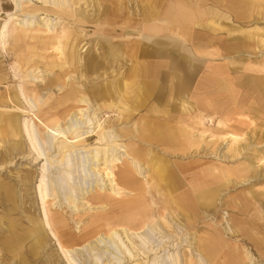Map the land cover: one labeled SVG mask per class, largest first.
<instances>
[{"label": "rangeland", "instance_id": "374dc122", "mask_svg": "<svg viewBox=\"0 0 264 264\" xmlns=\"http://www.w3.org/2000/svg\"><path fill=\"white\" fill-rule=\"evenodd\" d=\"M35 1L18 0L21 12L9 22L7 44L0 47V264H66L65 258L77 264H143L108 238L117 225L131 232L144 225L143 234H149L138 243L150 254L148 264H205L196 262L195 248L207 264L230 259L264 264L259 245L264 238V0H80L65 12H47L52 32L19 26L40 23L38 11L44 10ZM14 11L9 0H0V26ZM114 17L121 20L113 23ZM155 24L159 32L147 31ZM20 29L29 33L12 41ZM19 86L44 148L43 125L58 126L67 140L92 127L89 113L73 114L82 96L100 124L73 150L65 139L53 142L45 205L50 230L33 194L44 161L34 160L16 131L18 121L32 117L18 111L28 108ZM156 129L170 132L172 139L154 137ZM105 131L119 136L112 143L121 146L113 153L123 159L117 169L134 178L133 193L126 191L119 200H134L136 194L138 203L143 195V202L126 212L92 202L101 177L90 151L104 148ZM131 150H138L144 174L125 158ZM65 172L72 176V189L58 191L51 181ZM202 173L208 174L202 191L215 194L211 206L196 203L186 210L170 202L168 180L175 179L178 187L171 193L177 196L188 189L191 176ZM210 239L220 247L215 254L204 251ZM57 240L69 252L59 253Z\"/></svg>", "mask_w": 264, "mask_h": 264}, {"label": "bare ground", "instance_id": "6f19581e", "mask_svg": "<svg viewBox=\"0 0 264 264\" xmlns=\"http://www.w3.org/2000/svg\"><path fill=\"white\" fill-rule=\"evenodd\" d=\"M79 1L80 0H72L73 4L67 5L66 0H36L35 2L39 3L40 7L44 10V11H38L39 12L38 16H43L41 21L38 19L40 21V23L39 24L37 23V25H33L32 23L29 22V23L22 24L19 26H21L22 28H31V30H29V31H36L37 32L38 30L32 29L33 26H36L37 28H39V31H40V29H42L44 32H52L53 31L51 28L52 22L49 18V17H51V15H50V13H47V12H53V13L65 12V11H67L65 8H70V6L72 7V5L74 8L77 7ZM9 3L15 7V11L13 13H7L6 20L0 26V47H2L3 49L5 48V46L7 44L6 38L8 36L7 35L8 24L11 20H14V18H13L14 16H16V18H17L21 12L20 7H18L19 6L18 0H9ZM73 12H75V10H73ZM16 13H17V15H16ZM75 14L77 15L78 12H75ZM34 17H35V15H34ZM190 17H192V16H190ZM120 20H121L120 18L114 17L112 19V22L114 23L115 21H120ZM179 20L180 19L167 17V21H170L172 23H175V22L178 23ZM15 21H16V19H15ZM184 21L186 22L187 20L185 19ZM16 22H18V21H16ZM124 23H127L126 18L123 22H121V25ZM160 29H161V26L155 24V26L153 28H150L147 31L153 30V32H159ZM29 31H27L25 29L17 30L12 37V41L21 40V34H23V35L27 34V33H29ZM57 47H58L57 50L59 52H61L62 48H59L60 46H57ZM152 74H154V72H152ZM146 90L149 93H151L152 88L148 87ZM149 93H147L148 96L150 95ZM19 94H20L19 96L25 100L28 108L25 111L24 110L22 111L21 109H19L18 111L23 112V113L26 112L27 114L32 115V117H30V118L26 117L24 119L22 118L23 120L21 122L18 121L17 126H16V129H17L16 131L19 133V135L23 139V142L25 143L24 145L27 147L28 152L30 154L34 155V160L37 162H41L42 160L44 161V163L41 165V167L39 169L40 170L39 179H38L36 185L33 187V194H34V201H35L36 205L40 208V211H41V213H40L41 218L40 219L43 220L45 227L49 228V230H50L49 222H48L49 219H47V216H46L45 205L47 204V202H48L47 200L49 198L48 188H49V184H50V182H49L50 178H49V174H48V170H49V165H48V156L49 155L48 154H50V151L54 150L53 142H54V140L65 139L66 143L71 145L69 150H73V146H78L79 144L84 143L90 137H92V135L95 134L94 133L95 130L100 127V124H99V121L97 120V117L95 116L94 113L87 112L89 110V107L91 104H89L88 99H86L84 96H82L76 100V106L74 108L75 110L73 111V114L85 116L87 113H89L92 116V118L87 121V124H91V122L93 120H95L94 123L91 124L92 127L87 128V130L84 132H81V133L74 135L73 139L67 140L66 135L63 133V131L58 126L49 127V126L43 125L41 122H39L45 128L44 139H45L46 147L44 148L42 146V144L40 143L39 134H38V131L36 129V125L33 121L35 118L34 113L31 109L30 104L27 101V97L25 96V94L23 92V88L21 86H19ZM16 97L19 100L18 96H16ZM84 106H86L87 108L84 109ZM89 114H88V117L90 116ZM87 119L88 118L86 117V120ZM153 134H154L153 135L154 137L159 138V139H162V138L172 139L171 133L168 131L165 132V131H161L159 129H156L155 132H153ZM100 137H101V145L104 146V148L103 149L95 148V149H92L90 151L91 161H93L92 164L95 165V168H97L95 174H97V175H99V177H101V178H98V180L96 181V183L99 182L100 184L99 185L95 184L96 185L95 186L96 193L93 195L92 202L99 207H103V206L107 207L108 206V209L111 208V211H113V213L123 212V211L126 212L130 208H132L136 205L138 206L140 203H142L143 202V195H142V193L140 194L139 200H141V201L138 203L135 202V200L138 196V195L136 196V194H134V196L136 197L134 200H133V198L130 200H127L125 202H123V201L121 202V200H119V198H121V195H123L124 193L126 194V191H128L130 194L133 193L132 191L134 189L132 187L135 184L132 181L134 180V178L132 176H130V174H128V173H130V171H128L127 169H122V170L117 169V165L121 164L123 159L121 160L120 157L118 156V154L115 153L113 155V153H114V150L116 148H120L121 146H120V144L114 145L112 143L115 141V138H117L119 136L114 135L113 131H105L101 134ZM230 137H231V141H233V142H236V140L238 138L237 136H234L231 134H230ZM111 149H112V152H111ZM64 151H67V150H64ZM137 151L138 150H136V151L131 150L130 154H127L125 151V155H126L125 158L130 160L129 163L135 172H137L138 174H144L145 171H143V170H145V169L144 168L140 169V168H142L143 165L140 164L139 158H136V157H138ZM68 156H69V154H68ZM68 156H67V154L65 155L66 158H68ZM66 164H68V159H66ZM99 170L102 171L101 174H100ZM149 176L150 175H148V177ZM71 178H72V176H71ZM71 178H70V174L68 172H65L63 175L61 174V176L58 175L57 177H54L53 180L51 181L53 184H51V185H53V187L58 191H65V192L71 191V189H72L71 182L73 181ZM70 180H72V181H70ZM186 182H187L186 184L189 185L190 188H188L187 190H183V192L177 196H173V195L169 196V198L171 200L170 202H174L175 204H177V206L179 208L181 205V209L184 208L186 210L188 208H192L194 206V203L200 204L202 201L204 203H206L205 198L207 197V199H209L210 196L208 198V195H202V196H198V197L193 198V196L191 194V190L193 191L194 189H199L202 185V182L200 180H198V178L192 177V176ZM172 185H173V182H170L169 186H172ZM136 188H135V190H136ZM91 192H95V191L92 190L89 192V194H91ZM110 199H111V201L108 202ZM116 200H118V201H116ZM199 201H200V203H198ZM58 203H59V201H58ZM87 204H88V202H87ZM107 216L104 215L103 217L106 218ZM186 219L189 220L188 216H186ZM97 222H99V221H97ZM168 225H169V223H168ZM143 226L144 225L140 226L142 228V230H143ZM110 227H112V226H110ZM32 230H34V229H32ZM142 230L139 232H131L126 227H123L122 225H117V226H114L113 230L111 229V232L108 233L109 234L108 238L112 239V241L115 240L116 242H119L125 248V251L127 252L126 255H127V257H129V259L135 260V258L137 257L138 259H143V261H144L143 264H148L150 254H148L149 253L148 251L147 252L144 251L139 246L138 240L140 242H143L145 239V236H148L149 233L143 234L144 231H142ZM36 232H37V235H36L37 243H40L43 240V237H40V235H39L40 233L38 231H36ZM234 233H235V231L233 232V230L231 229L230 234L233 235ZM51 234L54 236L53 233H51ZM141 235L144 236V239ZM99 238H101V237L98 236V238H96V239L99 240ZM7 240H8V244L6 243L5 246L9 247L11 245V240L10 239H7ZM123 240H125V241H123ZM136 241H137V244L135 243ZM260 242L261 243L259 245L264 247V238L261 239ZM206 245H207L206 249L209 250L210 252H214V254L216 253L217 249L220 248L219 246H217L218 243L216 241H214V239H210ZM57 250L61 254H65V253L69 252L68 249L65 247V245L62 242H60L59 240H57ZM70 251H72V250H70ZM133 251H135V252H133ZM193 251H194V249H193ZM195 251H197V254H198L197 255L198 260H196V262L203 263V262H205V260H206V262L208 261L205 257H203V255L200 253V251H198L196 248H195ZM193 253L191 254L192 256H193ZM134 254H135V256H134ZM151 255H153L152 259L156 260L155 256H157V253H154ZM247 259H248V261H251V256L247 255ZM65 262H66V264H77L74 260L68 259V258H65ZM206 262H205V264H207ZM228 262L231 264L235 263L231 259ZM152 263H154V260H152L151 264Z\"/></svg>", "mask_w": 264, "mask_h": 264}, {"label": "crops", "instance_id": "0c3cea01", "mask_svg": "<svg viewBox=\"0 0 264 264\" xmlns=\"http://www.w3.org/2000/svg\"><path fill=\"white\" fill-rule=\"evenodd\" d=\"M189 169H190V168H189ZM207 175H208V174H204V173H202V174H200V176H195L196 178H198V180H200V181L202 182V185H201V187H200L199 189H194L193 191L191 190V194H192L193 198L198 197V196H202V195H208V198H209V196H210L209 199H207V197H206L205 200H206V203H207V204L210 203L209 206H211V205L213 204V200H214V198H215V194H214L213 192H211V191H208V189H206L205 191H202L203 188H207V183H208V179H206V178H207ZM169 181H170V182H173V185L170 186L171 189H170V187H169V183H170ZM164 185H165L166 188L169 187V189H167V192H168L169 195L167 194V196H168V199L170 200L169 196L172 195L171 192H172L173 190L177 189L178 186H176V184H175V179H170V180H168L167 183H165ZM186 186H188V185H186ZM188 188H189V186H188ZM168 190H170V192H169ZM198 191H200V192L198 193ZM194 194H195V195H194ZM170 201H171V200H170ZM209 201H210V202H209ZM198 203H200V201H199ZM206 203H204V202L202 201L199 205H201V206H202V205H203V206H207ZM180 207H181V205H180ZM187 208H188V207H187ZM194 208H195V203H194V206H193L192 208H188L187 210H192V209H194ZM237 233H238V232H237ZM206 246H207V245H206ZM204 249H205L204 251H207L206 247H205ZM208 251H209V250H208ZM212 254H214V252H213ZM228 264H231V263L228 262Z\"/></svg>", "mask_w": 264, "mask_h": 264}]
</instances>
